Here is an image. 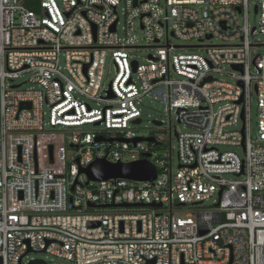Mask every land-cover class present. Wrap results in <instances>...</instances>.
<instances>
[{
  "label": "built area",
  "instance_id": "1",
  "mask_svg": "<svg viewBox=\"0 0 264 264\" xmlns=\"http://www.w3.org/2000/svg\"><path fill=\"white\" fill-rule=\"evenodd\" d=\"M257 35L264 0H0V264H264ZM183 48L206 55L172 54ZM138 49L156 54L140 63ZM146 97L183 126L176 147L172 131L165 147L136 129ZM103 159L150 161L157 178L88 183L81 170Z\"/></svg>",
  "mask_w": 264,
  "mask_h": 264
},
{
  "label": "rangeland",
  "instance_id": "2",
  "mask_svg": "<svg viewBox=\"0 0 264 264\" xmlns=\"http://www.w3.org/2000/svg\"><path fill=\"white\" fill-rule=\"evenodd\" d=\"M256 2L253 4L255 5ZM249 23L251 27H258L259 25V17L256 15L254 11V6L250 9V16H249ZM120 36H123V32L119 31ZM253 43H264V37L257 35V36H252L251 37ZM221 41L219 40H213L211 42H206L205 45H214V44H219ZM172 44H175L177 46H183V47H188V46H196L197 43H191V42H182V41H177L175 39L171 40ZM144 45V44H143ZM142 44L140 46H143ZM156 54L154 50L151 49H138L134 50L131 52V56L133 59L140 63H146L148 60L149 55ZM173 55H179V54H198V55H206V50L205 49H190V48H183V49H178L172 51ZM254 55H261L264 56V46L257 47L254 50ZM228 71H231L230 68H226ZM115 70L113 67V61L110 55H108L106 59V66H105V73L103 77V82H102V91H105L109 89V86L111 82L115 78ZM28 78V75H25L23 78H20L16 81L17 84L24 82ZM225 81L227 82H234L233 79H231L228 75H223ZM33 86V84L28 83L23 86V89H29ZM92 108L94 109H99L102 108L103 105L98 106L96 102L89 101L88 102ZM142 109V123L136 127L140 135L144 137H149L150 135L155 136L162 142V144H169L170 141V131H172V145L176 147L177 145V140L176 137L174 136V131L175 128L176 130L184 131V128L182 125H180L176 119V115H172L171 118L169 117L168 113L166 112V107L154 100L153 98L146 97L142 100V105L140 106ZM216 109H218V106H216ZM154 121H159L162 122V126H156L154 124ZM257 121H258V109L256 105V100H253L252 103V128H253V136L255 137L257 134ZM240 127V125H239ZM89 130H100V127H95L94 125L87 126ZM228 150L236 153L240 158L244 157V153L241 149L231 147ZM176 150H174V162H173V170L176 171L177 169V156H176ZM212 202L207 203L206 205L209 206L211 205ZM185 215V214H184ZM31 258L35 259H44L45 255L41 254H31L25 261H29Z\"/></svg>",
  "mask_w": 264,
  "mask_h": 264
},
{
  "label": "water",
  "instance_id": "3",
  "mask_svg": "<svg viewBox=\"0 0 264 264\" xmlns=\"http://www.w3.org/2000/svg\"><path fill=\"white\" fill-rule=\"evenodd\" d=\"M136 68V64H135ZM237 68V67H235ZM111 97L113 94L111 93ZM24 105H22V108ZM136 124H140L141 121H136ZM156 126H162V122L154 121ZM137 141H144L147 143H155V138H142ZM81 173L86 174L91 181H103L109 179H126L132 181H155L157 178V169L156 167L147 160L132 162V163H116L112 164L107 160H97L93 162L90 166L81 170ZM87 183V184H88ZM144 206L142 204L129 205L124 204L123 207H140ZM161 204H151L149 207L160 208ZM92 207V206H91ZM92 227L99 226V223H91ZM33 264H43L41 261H36Z\"/></svg>",
  "mask_w": 264,
  "mask_h": 264
},
{
  "label": "trees",
  "instance_id": "4",
  "mask_svg": "<svg viewBox=\"0 0 264 264\" xmlns=\"http://www.w3.org/2000/svg\"><path fill=\"white\" fill-rule=\"evenodd\" d=\"M166 145H167V144H163V146H165V147H166ZM163 146H161V147H163ZM161 147L158 146V147H156L155 149H161Z\"/></svg>",
  "mask_w": 264,
  "mask_h": 264
}]
</instances>
